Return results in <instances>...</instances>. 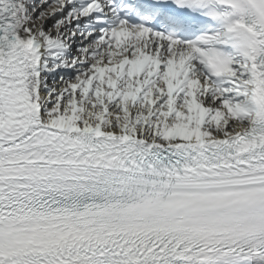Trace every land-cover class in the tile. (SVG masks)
Here are the masks:
<instances>
[{"label": "snow or ice", "instance_id": "obj_1", "mask_svg": "<svg viewBox=\"0 0 264 264\" xmlns=\"http://www.w3.org/2000/svg\"><path fill=\"white\" fill-rule=\"evenodd\" d=\"M0 264H264V0H0Z\"/></svg>", "mask_w": 264, "mask_h": 264}]
</instances>
